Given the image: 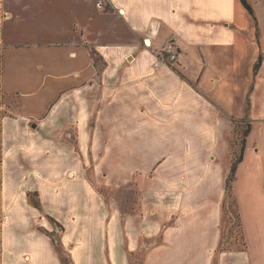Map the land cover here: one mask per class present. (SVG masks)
Instances as JSON below:
<instances>
[{"label": "crops", "instance_id": "crops-1", "mask_svg": "<svg viewBox=\"0 0 264 264\" xmlns=\"http://www.w3.org/2000/svg\"><path fill=\"white\" fill-rule=\"evenodd\" d=\"M245 1L0 0V264H264V186L235 188L264 164V0Z\"/></svg>", "mask_w": 264, "mask_h": 264}, {"label": "rangeland", "instance_id": "rangeland-1", "mask_svg": "<svg viewBox=\"0 0 264 264\" xmlns=\"http://www.w3.org/2000/svg\"><path fill=\"white\" fill-rule=\"evenodd\" d=\"M247 124L244 123H237L234 125V137H233V147H234V152L233 155L235 154H239L240 149H241V144H242V139H243V132L244 130L247 129ZM254 127V135L252 137V141L251 143H257L258 145H261V141H259V138L261 136V134H264V129L261 130V125H255ZM264 128V126H263ZM262 143L264 144V137L262 140ZM255 151H257L255 149ZM260 154L264 156V146H262V151L260 150ZM235 157V156H234ZM257 158V157H256ZM250 163L253 164V161L251 159H249ZM248 161V162H249ZM264 164H260L259 161H256V164L253 165H249L250 169L247 170V172L245 173V176L242 178L239 186L237 187V185H235V188L239 189L241 191V194L243 195V201L246 202L248 201V195L247 192L248 190H253L255 187L257 186H264V183L261 184H257L255 181V185L253 186V188L251 187L253 184L254 179L260 175V170L262 169V166ZM262 176V175H261ZM258 180V179H257ZM235 183V181H234ZM233 183V185H234ZM237 184V182H236ZM264 188V187H263ZM257 188H255L256 190ZM100 190L107 196L112 197V198H119L120 195V199L121 200H127L130 202V205L133 206V202L134 199L136 198V193H134V190H130L129 192H126L124 194L119 193L118 191L115 190H111L109 188H105V187H101ZM235 192V191H234ZM255 198L258 197H263V194L261 193V189L259 191H254V193L252 194ZM244 204L243 208L248 210V214L247 216H253L251 214V211L249 209V207ZM246 213V210H245ZM223 228H225V230L227 231V236L228 239L227 241H225V248L227 249H237V248H241V229L239 227V218H238V210H237V206L235 205V201L233 199L232 196L228 195V199H227V203L225 204V208H224V215H223ZM135 264H140V262L138 260H135Z\"/></svg>", "mask_w": 264, "mask_h": 264}, {"label": "trees", "instance_id": "trees-1", "mask_svg": "<svg viewBox=\"0 0 264 264\" xmlns=\"http://www.w3.org/2000/svg\"><path fill=\"white\" fill-rule=\"evenodd\" d=\"M243 4L245 5V7L250 11V13L253 14V11L251 9V7L247 4V2L245 0H242ZM251 132V125H248L247 126V129L244 130V136H243V139H242V144H241V149H240V152L239 154H235L234 156V159H233V164H232V167H231V172H230V175L227 179V185H226V189H227V193L229 196H232V191H233V183L236 179V172H237V167L239 166V164L243 161V158H244V153H245V149H246V139L247 137L249 136ZM31 199H32V202L33 204L36 206V207H39V201L37 199V196L35 195H32L31 196ZM234 199V197H233ZM235 201V205L237 206V210H238V218H239V227L241 229V248H237V249H227L228 251H233V250H240V251H244L246 249V242H245V237H244V233H243V226H242V221H241V215H240V209H239V205L237 203V201L234 199ZM224 215V214H223Z\"/></svg>", "mask_w": 264, "mask_h": 264}, {"label": "built area", "instance_id": "built-area-1", "mask_svg": "<svg viewBox=\"0 0 264 264\" xmlns=\"http://www.w3.org/2000/svg\"><path fill=\"white\" fill-rule=\"evenodd\" d=\"M145 46L151 47L150 44L147 43V40L144 41ZM156 62L154 67L156 69H160L163 67L170 68L172 67L178 60L179 57V47L174 43H168L160 52L155 53Z\"/></svg>", "mask_w": 264, "mask_h": 264}, {"label": "bare ground", "instance_id": "bare-ground-1", "mask_svg": "<svg viewBox=\"0 0 264 264\" xmlns=\"http://www.w3.org/2000/svg\"><path fill=\"white\" fill-rule=\"evenodd\" d=\"M149 44V43H148Z\"/></svg>", "mask_w": 264, "mask_h": 264}]
</instances>
